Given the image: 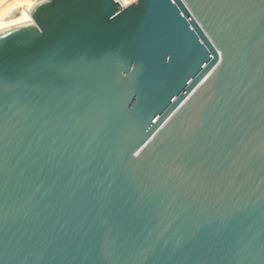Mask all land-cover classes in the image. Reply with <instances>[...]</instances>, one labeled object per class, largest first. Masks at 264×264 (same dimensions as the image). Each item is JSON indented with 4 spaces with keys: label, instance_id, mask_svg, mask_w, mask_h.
<instances>
[{
    "label": "water",
    "instance_id": "1",
    "mask_svg": "<svg viewBox=\"0 0 264 264\" xmlns=\"http://www.w3.org/2000/svg\"><path fill=\"white\" fill-rule=\"evenodd\" d=\"M0 30V264H264V0H38Z\"/></svg>",
    "mask_w": 264,
    "mask_h": 264
},
{
    "label": "bare ground",
    "instance_id": "2",
    "mask_svg": "<svg viewBox=\"0 0 264 264\" xmlns=\"http://www.w3.org/2000/svg\"><path fill=\"white\" fill-rule=\"evenodd\" d=\"M37 1L38 0H22V1H19V4H23V6H19L16 13H14L10 16L8 15V17H6L4 19H1L2 16L0 15V17H1L0 18V30L8 27L9 25H11L15 22H18L24 18H27V17H29L31 19V21L34 23L31 11H32V8Z\"/></svg>",
    "mask_w": 264,
    "mask_h": 264
},
{
    "label": "rangeland",
    "instance_id": "3",
    "mask_svg": "<svg viewBox=\"0 0 264 264\" xmlns=\"http://www.w3.org/2000/svg\"><path fill=\"white\" fill-rule=\"evenodd\" d=\"M19 1L22 0H0V15L2 16V18H0L4 19L8 17V15L10 16L16 13L19 8Z\"/></svg>",
    "mask_w": 264,
    "mask_h": 264
},
{
    "label": "snow or ice",
    "instance_id": "4",
    "mask_svg": "<svg viewBox=\"0 0 264 264\" xmlns=\"http://www.w3.org/2000/svg\"><path fill=\"white\" fill-rule=\"evenodd\" d=\"M19 6H23V4H19Z\"/></svg>",
    "mask_w": 264,
    "mask_h": 264
},
{
    "label": "built area",
    "instance_id": "5",
    "mask_svg": "<svg viewBox=\"0 0 264 264\" xmlns=\"http://www.w3.org/2000/svg\"><path fill=\"white\" fill-rule=\"evenodd\" d=\"M115 1H118V0H115Z\"/></svg>",
    "mask_w": 264,
    "mask_h": 264
}]
</instances>
